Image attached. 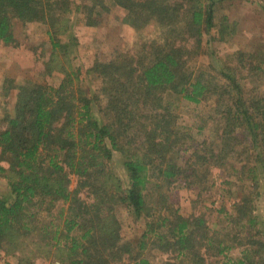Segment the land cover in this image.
Masks as SVG:
<instances>
[{"label": "trees", "instance_id": "obj_1", "mask_svg": "<svg viewBox=\"0 0 264 264\" xmlns=\"http://www.w3.org/2000/svg\"><path fill=\"white\" fill-rule=\"evenodd\" d=\"M112 1L127 11L129 26L153 22L163 40L95 60L87 73L101 83L85 90L68 45L57 38L71 1L0 0V43H14L15 21L41 22L50 41L45 72L63 73L56 86L3 81L15 102L0 118V250L16 255L17 264L37 256L61 264H154L143 256L147 246L171 255L161 264H264V233L255 228L264 216L257 206L264 200V90L240 81L260 77L264 55L238 50L218 70L187 71L205 47L204 34L216 29L223 0ZM94 6L86 7L88 25L95 24ZM234 29L224 15L206 46ZM209 98L210 111L195 129L212 122L215 136L194 143L173 99ZM221 166L233 174L222 184L245 190L231 209L217 208L225 224L215 229L203 213L183 214L169 191L202 194ZM117 205L144 220L136 244L122 239Z\"/></svg>", "mask_w": 264, "mask_h": 264}, {"label": "rangeland", "instance_id": "obj_2", "mask_svg": "<svg viewBox=\"0 0 264 264\" xmlns=\"http://www.w3.org/2000/svg\"><path fill=\"white\" fill-rule=\"evenodd\" d=\"M70 1V10L65 15L68 18V25L62 32H59L57 38L63 44L68 45L67 48L70 52L68 55L74 68L81 71V85L85 90L87 88L94 89L101 83V80L93 73H87L88 68L95 60H110L119 52H135L144 42L154 39L157 42L163 40L160 28L153 22L139 29L129 26V23L125 22L127 11L114 5L112 0H101V3L98 4L94 3L96 0ZM92 5H95L91 8V16L95 19V24L88 25L86 23L88 12L86 7ZM224 15L228 18L229 23L235 24V31L231 35H223V41L215 39L209 46H206V39L218 35V26L222 23ZM214 21L216 29L203 36L202 43L205 47L202 52L204 53L201 52V55L187 62L185 66L187 71L194 73H197L198 70L208 71L210 70L209 66L218 70L226 62L232 64L231 59L238 50L255 53L258 60L262 54L264 55V0H223L216 8ZM47 29V26L41 22L23 24L20 21H15L12 26L14 43L9 45L0 43V118L5 115V112L12 113L15 102L14 89L8 95L5 94L3 89L5 78H12L15 85L36 82L56 86L60 82L63 73L53 71L52 74H47L45 72V62L50 54ZM261 65L264 67L263 64ZM256 78L257 76L253 79L248 78V81L247 79L240 81L249 87H255V84H258L261 90H264V72L260 73L257 80ZM173 100L174 108L179 114V123L191 127V132L195 135L196 140L194 143L215 136L216 126L212 122L200 133L195 129L198 121L210 111L212 104L210 98L207 102L200 104L180 99ZM229 170L228 166L213 168L211 175L215 184L203 191L202 194H198L197 189L174 186L169 191L170 197L183 214L203 213L211 228H221L225 222L217 208L224 206L231 209L232 202L238 200L245 190L241 183H235L230 188L228 185L222 184L223 178L233 177L232 173L229 174ZM257 206L258 210L263 209L264 200L262 198L258 200ZM115 210L121 224L122 239L136 244L140 238L144 220H136L125 206L117 205ZM260 217L257 219L259 224L255 228H259L264 233V216ZM240 251L241 249L236 248L232 251V255L238 256ZM143 256L154 264H161L171 258L170 254L163 253L151 246L145 248ZM17 261L16 255L5 254L3 250H0V264H17ZM55 262L61 264L59 259L52 256H37L33 264H53Z\"/></svg>", "mask_w": 264, "mask_h": 264}, {"label": "built area", "instance_id": "obj_3", "mask_svg": "<svg viewBox=\"0 0 264 264\" xmlns=\"http://www.w3.org/2000/svg\"><path fill=\"white\" fill-rule=\"evenodd\" d=\"M53 264H59L58 262H55V263H53Z\"/></svg>", "mask_w": 264, "mask_h": 264}]
</instances>
